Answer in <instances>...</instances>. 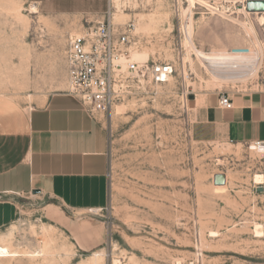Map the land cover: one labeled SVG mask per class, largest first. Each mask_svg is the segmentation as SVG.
Segmentation results:
<instances>
[{
  "label": "rangeland",
  "instance_id": "374dc122",
  "mask_svg": "<svg viewBox=\"0 0 264 264\" xmlns=\"http://www.w3.org/2000/svg\"><path fill=\"white\" fill-rule=\"evenodd\" d=\"M240 5L208 12L188 0H0V95L22 106L67 91L70 37L100 20L135 24L134 60L142 53L176 66L167 83L146 84L102 115L108 204L85 215L65 210L66 225L45 209L54 199L14 196L18 211L0 229V246L18 255L0 264H264V181L256 180L264 156L251 143L207 141L194 102L264 87V11ZM188 23L199 49L257 52L258 69L219 79L187 46Z\"/></svg>",
  "mask_w": 264,
  "mask_h": 264
},
{
  "label": "crops",
  "instance_id": "0c3cea01",
  "mask_svg": "<svg viewBox=\"0 0 264 264\" xmlns=\"http://www.w3.org/2000/svg\"><path fill=\"white\" fill-rule=\"evenodd\" d=\"M222 95L232 100L231 108L220 105ZM194 102L207 141L264 143V87L201 94ZM102 115L90 114L66 90L31 106L0 95V229L16 217V195L54 199L45 209L66 225L65 210L85 215L108 204L109 132ZM81 238L87 245L99 243Z\"/></svg>",
  "mask_w": 264,
  "mask_h": 264
},
{
  "label": "built area",
  "instance_id": "2783aa9c",
  "mask_svg": "<svg viewBox=\"0 0 264 264\" xmlns=\"http://www.w3.org/2000/svg\"><path fill=\"white\" fill-rule=\"evenodd\" d=\"M248 1L195 0V5L208 12H221ZM134 29V23L116 25L108 18L70 37L66 56L67 92L78 98L90 114H105L146 84H164L174 76L176 66L170 60L133 59ZM220 105L231 108L233 102L222 95ZM253 144L264 145L260 141L250 145Z\"/></svg>",
  "mask_w": 264,
  "mask_h": 264
},
{
  "label": "bare ground",
  "instance_id": "6f19581e",
  "mask_svg": "<svg viewBox=\"0 0 264 264\" xmlns=\"http://www.w3.org/2000/svg\"><path fill=\"white\" fill-rule=\"evenodd\" d=\"M190 3V7L192 8L195 5V0H188ZM240 10H247V3L245 2L242 6L240 5ZM248 11V10H247ZM223 12V11H222ZM193 13L192 11L190 12ZM260 23L264 24V15L260 17ZM247 26L249 31H252L255 34V30L252 25ZM192 24L188 23L186 25V43L188 47H191L195 54L200 57L203 62L213 71L220 74L219 79L225 81H235L246 78V72H250L251 70H256L259 67V57L257 52L254 55H247L243 53H207L201 49H199L194 41H193V33H192ZM256 35V34H255ZM259 47V46H258ZM249 53V52H248ZM253 54V53H251ZM261 55V54H260ZM136 60H147V56L138 53L136 55ZM261 57V56H260ZM246 75L245 77H242ZM222 76V77H221ZM124 111V110H122ZM253 148L259 150L262 154L264 153V145H254ZM256 180L258 183H262L264 181V175L259 174L256 176ZM97 254V252L95 253ZM18 253L16 251H12L6 246H0V257L6 256H17Z\"/></svg>",
  "mask_w": 264,
  "mask_h": 264
},
{
  "label": "water",
  "instance_id": "95a60500",
  "mask_svg": "<svg viewBox=\"0 0 264 264\" xmlns=\"http://www.w3.org/2000/svg\"><path fill=\"white\" fill-rule=\"evenodd\" d=\"M247 8L249 11H264V1L263 0H249L247 2ZM222 178H223L222 180L215 178V184L216 185L225 184V179L223 176ZM260 189L262 190L263 188L261 187ZM35 193H38V191H36Z\"/></svg>",
  "mask_w": 264,
  "mask_h": 264
}]
</instances>
